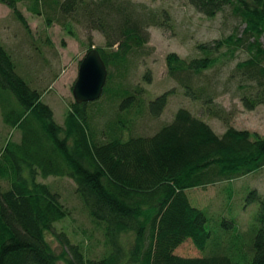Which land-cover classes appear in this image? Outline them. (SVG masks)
I'll use <instances>...</instances> for the list:
<instances>
[{"label":"trees","instance_id":"16d2710c","mask_svg":"<svg viewBox=\"0 0 264 264\" xmlns=\"http://www.w3.org/2000/svg\"><path fill=\"white\" fill-rule=\"evenodd\" d=\"M0 1L29 31L18 5L25 0ZM25 2L36 14L44 10L48 23L75 20L102 32L105 45L97 48L108 78L100 99L72 102L60 123L0 40V115L20 133L0 151V264H264V192L254 188L247 195L248 204L259 203L247 230L227 218L216 230L209 229L208 215L192 205L187 193L264 168V136L230 124L231 112L214 102L215 85L204 79L222 46L230 52L244 47L248 56L233 72L241 101L247 109L264 105V0H188L209 17L231 6L245 27L241 35L199 44L200 56H166L169 76L185 96L200 100L208 113L225 122L223 133L184 106L152 133L136 129L137 118L144 113L159 117L175 92L168 89L147 101L142 85L127 83L140 67L148 28L165 24L163 12L132 0ZM142 79L151 82V71ZM105 98L109 108L100 110L110 109L112 118L103 129L92 125L91 108ZM49 177L74 181L81 202L104 230L109 252L88 257L64 232L55 233L63 243L61 253L55 250L47 233L70 211ZM189 239L200 256L176 252Z\"/></svg>","mask_w":264,"mask_h":264},{"label":"rangeland","instance_id":"374dc122","mask_svg":"<svg viewBox=\"0 0 264 264\" xmlns=\"http://www.w3.org/2000/svg\"><path fill=\"white\" fill-rule=\"evenodd\" d=\"M25 1L18 5L28 21L29 31L15 18L12 9L0 1V40L13 55L19 72L42 91L43 100L54 109L56 120L64 123L70 105L75 101L73 87L78 78L80 63L89 47L104 46L106 38L98 29H89L75 20L64 24L54 19L48 23L44 10L36 14ZM132 1L146 9L163 12L166 20L163 26L151 25L148 28V42L138 57L140 67L134 74L130 73L132 76H129L127 83L142 85L146 90L144 97L147 101L168 89H175L162 114L154 118L144 113L137 118L136 129L141 133H152L171 121L175 111L184 106L209 122L215 131L223 133L227 128L225 122L208 113L200 100L185 96L169 76L166 56L169 52H176L184 58L200 56L204 53L198 48L199 44L215 43L235 32L241 35L245 23L233 12L231 6L209 17L199 12L188 0ZM230 51L229 46H222L216 54L218 60L215 67L206 72L204 79L215 85L214 102L224 107L226 112H231L230 124L264 136V105L247 109L241 101L242 90L238 86V77L233 74L236 64L244 60L248 52L244 47ZM146 70L151 71V82L142 79ZM107 100L105 98L93 105L95 107L91 106L95 118L92 125L95 124L97 128L104 129L106 121L112 118L109 115L110 109L100 110L103 109L100 106L108 107ZM8 138L18 140L20 133L5 124L0 115V151ZM46 180L55 185L70 211L65 219L55 224L53 231L47 233L55 250L58 253L63 250V243L55 233L64 232L71 242L84 249L88 257L100 258L109 252L110 246H107L104 230L91 218L81 202L74 181L67 177H49ZM254 188L264 192V168L234 180L190 188L187 193L192 205L203 209L208 215L209 229L216 230L219 221L227 218L235 220L242 230H247L259 210L257 201L247 202V195ZM224 207L228 209L224 210ZM176 252L185 256L202 254L191 239L182 243Z\"/></svg>","mask_w":264,"mask_h":264},{"label":"water","instance_id":"95a60500","mask_svg":"<svg viewBox=\"0 0 264 264\" xmlns=\"http://www.w3.org/2000/svg\"><path fill=\"white\" fill-rule=\"evenodd\" d=\"M108 78V67L98 48L90 49L80 63L78 78L73 87L77 103L101 98Z\"/></svg>","mask_w":264,"mask_h":264}]
</instances>
